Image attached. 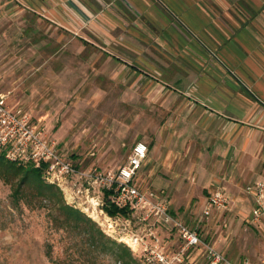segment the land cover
Returning a JSON list of instances; mask_svg holds the SVG:
<instances>
[{
	"label": "crops",
	"instance_id": "obj_1",
	"mask_svg": "<svg viewBox=\"0 0 264 264\" xmlns=\"http://www.w3.org/2000/svg\"><path fill=\"white\" fill-rule=\"evenodd\" d=\"M14 1L61 30L51 42L69 58L68 71L52 76L64 75L51 88L63 96L60 106H159V119L141 137L148 149L144 172L140 166L133 177L138 186L178 208L200 187L228 193L230 160L250 148L254 130L264 142V0ZM0 92L11 104L34 106ZM145 115L144 126L152 118ZM160 165L175 171L173 180L162 168L156 173ZM251 176L243 174L239 198L249 203L247 221L262 232L264 218L252 216L253 196L244 187L264 182V172ZM228 195V206L209 214L239 199Z\"/></svg>",
	"mask_w": 264,
	"mask_h": 264
},
{
	"label": "rangeland",
	"instance_id": "obj_2",
	"mask_svg": "<svg viewBox=\"0 0 264 264\" xmlns=\"http://www.w3.org/2000/svg\"><path fill=\"white\" fill-rule=\"evenodd\" d=\"M53 28V23L31 11L24 3L0 0V91L9 92L14 102H32L33 107H22L45 136L55 140L62 158L72 162L75 171L71 173L48 172L45 166L44 180L58 185L64 200L89 216L106 236L128 246L132 259L127 264H157L146 261L125 242L132 233H143L147 220L131 217L129 223L126 220L112 221L113 216L100 208L103 188L87 184L78 171L94 166L117 169L125 163L134 142L141 140L144 128L148 131L151 120L159 119V106H60L62 95H55V106H47L55 97L52 96L54 84L65 80L61 74L57 80L52 76L61 70L68 71L69 59L66 57L65 62L62 50L52 45V39L61 31ZM35 98L43 101L36 105ZM143 113L152 117L145 126ZM255 132L250 136L252 142L245 145L250 148L247 151L241 149L230 160L234 166L233 183L228 181L225 185L234 199L243 195V174L251 176L264 172V142L256 137ZM179 167L175 164V169ZM161 168L160 165L156 173H160ZM139 172H144L142 165ZM174 173L167 167L161 172L170 180H173ZM12 179L17 181L19 176ZM12 179L6 182L0 175V264H57L54 259L66 254L80 264H123L115 260L111 247H92L85 239L86 233L76 234L75 228L55 226L53 217L56 211L50 208V204H44L46 200L43 199L44 205H40L38 197L16 195V182ZM213 185L192 191L187 206L178 208L170 203L169 198L162 199L171 213L185 220L187 225L196 226L200 235L226 256L234 260L249 256L255 262L264 248V231L247 221L250 206L246 199L239 198L231 207L222 211L216 209L208 216L201 214L204 200L201 201L200 197L206 195ZM155 229L161 244L170 250L180 248L182 239L174 229L162 225L155 226ZM188 253L195 264L207 263L200 248Z\"/></svg>",
	"mask_w": 264,
	"mask_h": 264
},
{
	"label": "built area",
	"instance_id": "obj_3",
	"mask_svg": "<svg viewBox=\"0 0 264 264\" xmlns=\"http://www.w3.org/2000/svg\"><path fill=\"white\" fill-rule=\"evenodd\" d=\"M147 144L138 140L132 145L127 160L117 169L92 167L80 170L78 174L87 184L111 188V200L118 206H128L131 216L115 215L114 222L131 217L146 221L143 233H132L125 242L148 262L157 264H195L189 259V250L200 248L207 258L206 264H264V248L254 262L249 256L239 260L231 259L214 245L207 242L196 226L187 225L180 217L171 213L167 203L158 197L156 190L142 188L134 182V174L146 156ZM0 154L17 163L40 165L46 163L48 172L71 173L75 171L72 162L62 158L57 143L48 139L36 121L22 105L8 101L7 93L0 92ZM244 190L253 196L251 214L256 219L264 218V182L256 181L245 185ZM229 204L226 190L216 185L206 197L201 214L207 216L211 208H225ZM174 229L182 239L180 248L170 250L161 244L155 226ZM146 228V229H145ZM156 240L149 242V240Z\"/></svg>",
	"mask_w": 264,
	"mask_h": 264
},
{
	"label": "trees",
	"instance_id": "obj_4",
	"mask_svg": "<svg viewBox=\"0 0 264 264\" xmlns=\"http://www.w3.org/2000/svg\"><path fill=\"white\" fill-rule=\"evenodd\" d=\"M47 164L42 162L40 165H33L31 163H17L8 160L0 154V175L6 182H10L12 178L19 176V179H12L16 182L14 192L32 197H38L40 205L50 204V208L56 211L53 217V224L63 229L75 228V233L83 232L87 234L85 238L92 247H102L114 250V258L117 261L127 264L132 259L131 250L128 246L116 242L115 240L106 236L102 230L96 226L89 216H87L79 208L66 202L63 198L62 191L58 185L53 182L45 181L42 177L43 169ZM111 188H103L102 202L100 208L108 215H122L128 216L131 209L128 206H118L110 198L112 193ZM46 202L43 204L42 200ZM49 253V252H47ZM57 264H80L75 262L71 255L66 254L64 257L55 258Z\"/></svg>",
	"mask_w": 264,
	"mask_h": 264
}]
</instances>
